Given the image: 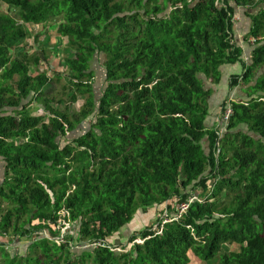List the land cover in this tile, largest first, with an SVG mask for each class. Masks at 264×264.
I'll use <instances>...</instances> for the list:
<instances>
[{
	"label": "trees",
	"instance_id": "obj_1",
	"mask_svg": "<svg viewBox=\"0 0 264 264\" xmlns=\"http://www.w3.org/2000/svg\"><path fill=\"white\" fill-rule=\"evenodd\" d=\"M0 3L8 9L0 13V232L29 242L27 256L4 253L2 264H264V73L255 79L264 10L252 19L246 63L232 29L235 7L251 0ZM30 25H51L58 47L67 39L55 80L29 73L47 58L24 52ZM100 56L97 97L91 65ZM236 63L242 73L227 88L245 87L247 101H224L208 130L203 81L219 84L221 68ZM63 76L67 108L84 99L75 114L43 97ZM34 103L44 116L30 114ZM150 211L154 221L127 245L111 242Z\"/></svg>",
	"mask_w": 264,
	"mask_h": 264
},
{
	"label": "rangeland",
	"instance_id": "obj_2",
	"mask_svg": "<svg viewBox=\"0 0 264 264\" xmlns=\"http://www.w3.org/2000/svg\"><path fill=\"white\" fill-rule=\"evenodd\" d=\"M6 13L8 12L7 7L0 3V13ZM13 13V12H12ZM10 13V14H12ZM50 26V30H43L41 25H30V26H26L27 30L30 33V38H28V40H26L25 44H23V49L24 52L30 56L33 55L35 56L41 53L47 56L46 60H42L40 65L37 68H33L31 67L29 69V73L32 77H35L41 73H46V75L49 78H53V80H55V74H61L62 71L64 70L63 66V59L66 56L65 50L64 48L67 46V39L63 38L61 39L62 42V46L58 47V40H60L57 36L56 30L54 28H51ZM34 39H38L37 41H34ZM57 46V48H56ZM104 62V57L100 56V60H95L93 62V64L91 65V69L92 71H94L95 74V89L94 92L97 95V97L100 96L101 91L104 88V70H103V63ZM66 81L64 76L61 78L60 81H52L50 84H48V86L45 87L44 89V93H43V97H46L48 99H62L64 101V103L62 104V110L64 108H67V98L64 95V90L66 88ZM84 104V99L83 98H79L78 102L74 105V106H69L67 109L69 110L70 113L75 114L76 112H78V110L83 106ZM30 114L32 116H44L45 112L43 111V108L39 105L34 103L32 105V108L30 110ZM94 121H92L91 118L87 119L85 122L86 126H89L91 123H93ZM74 135H77L76 132H74ZM206 148V145H205ZM193 198H191L192 200ZM152 210V209H151ZM140 213L138 212L135 216L133 221L131 222V224L126 227L124 231H121L119 234H117L113 240H111V242L116 245L119 246V244L121 245V243H123L124 245H127V238H129L132 233L138 232L140 229L142 228L141 225L144 224L142 220H140ZM149 216H153V218H155V213L153 211H150ZM146 216V215H145ZM137 218L139 219V225L137 224ZM154 220V219H153ZM136 222V223H135ZM133 225H137L134 226V230L133 228L129 229L130 226L132 227ZM73 227L71 225H69L68 231L72 230ZM66 232V233H67ZM29 242H26V240H24V253L23 256H27V246H28ZM69 245V244H68ZM69 246L71 247V251L72 252H79L81 247L80 245L74 243L71 244ZM86 247V246H85ZM230 249V247H229ZM4 251L3 248L0 246V255H3ZM0 264H2V256H0Z\"/></svg>",
	"mask_w": 264,
	"mask_h": 264
},
{
	"label": "crops",
	"instance_id": "obj_3",
	"mask_svg": "<svg viewBox=\"0 0 264 264\" xmlns=\"http://www.w3.org/2000/svg\"><path fill=\"white\" fill-rule=\"evenodd\" d=\"M254 1L253 4L246 5L245 7H235V16L233 17V29L232 33L235 38V41L238 47L241 49L242 55L241 60L242 62L250 63L251 62V53L254 49V42L255 40L252 38H248V33L252 27V19L256 17L259 13L264 10V0H251ZM252 40L254 42H252ZM242 73V67L240 63H236L235 65L230 66H223L221 68V79L222 81L217 84L213 85L211 80L205 79L204 88L205 91L209 93L206 97V105L208 109V116L205 120V126L208 130L213 129L218 121L220 116V106L224 101H235L239 100L247 101L248 94L243 93V90L246 88L239 86L232 90L227 88L228 79L232 75H240ZM264 73V67H262L256 74V78ZM243 129V128H241ZM4 174H5V163L0 158V185L4 181ZM3 209H8L9 205L6 203H1ZM146 215V216H145ZM150 214H142L140 213V220L143 221L144 224L142 226L149 225L153 222V216H149ZM137 218V224L139 225ZM23 220H20L19 224L21 225ZM136 223V222H135ZM133 225L130 226L129 229H135ZM127 231V229H124ZM122 230V231H124ZM121 232V231H120ZM0 246L3 248L5 254H9L10 256L22 257L24 253V241L22 238H16L12 236V234H3L0 232ZM3 253V254H4ZM3 256V255H0Z\"/></svg>",
	"mask_w": 264,
	"mask_h": 264
},
{
	"label": "built area",
	"instance_id": "obj_4",
	"mask_svg": "<svg viewBox=\"0 0 264 264\" xmlns=\"http://www.w3.org/2000/svg\"><path fill=\"white\" fill-rule=\"evenodd\" d=\"M252 42H254L252 40ZM255 43V42H254ZM230 115H231V109L228 107L226 110H225V113L222 117V124H221V133L223 130H225L226 128V125L228 124V121H229V118H230ZM220 126V124H219ZM222 137V134H220V138ZM220 153V150L218 148L217 150V154ZM192 203V200L189 199L188 202L186 203H181L179 206H178V209H177V214H173V219L174 220H177L178 216L184 214L187 210H188V207L189 205ZM171 220H169L166 216L163 218V223H167V222H170ZM68 228L69 226L65 227L64 229H62L60 231V235H59V238L57 239L58 240V243H63V237L65 236L66 232L68 231ZM159 234H161V232H158ZM134 243H137V244H142V241L141 240H136Z\"/></svg>",
	"mask_w": 264,
	"mask_h": 264
}]
</instances>
